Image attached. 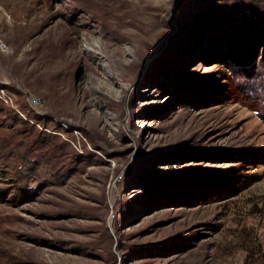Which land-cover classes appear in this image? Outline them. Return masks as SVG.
Listing matches in <instances>:
<instances>
[{
  "label": "rangeland",
  "instance_id": "374dc122",
  "mask_svg": "<svg viewBox=\"0 0 264 264\" xmlns=\"http://www.w3.org/2000/svg\"><path fill=\"white\" fill-rule=\"evenodd\" d=\"M0 37V264H264V0H0Z\"/></svg>",
  "mask_w": 264,
  "mask_h": 264
},
{
  "label": "built area",
  "instance_id": "2783aa9c",
  "mask_svg": "<svg viewBox=\"0 0 264 264\" xmlns=\"http://www.w3.org/2000/svg\"><path fill=\"white\" fill-rule=\"evenodd\" d=\"M8 50L7 44L5 43V41L0 37V53L2 52H6ZM33 104H36V102L34 101Z\"/></svg>",
  "mask_w": 264,
  "mask_h": 264
},
{
  "label": "trees",
  "instance_id": "16d2710c",
  "mask_svg": "<svg viewBox=\"0 0 264 264\" xmlns=\"http://www.w3.org/2000/svg\"><path fill=\"white\" fill-rule=\"evenodd\" d=\"M264 53V52H263ZM261 54V55H259V57H261L260 59L262 60V61H264V54Z\"/></svg>",
  "mask_w": 264,
  "mask_h": 264
}]
</instances>
